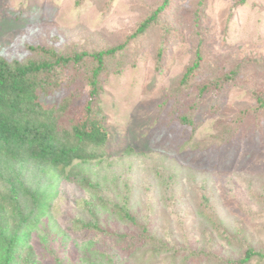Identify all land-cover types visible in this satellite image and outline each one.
I'll list each match as a JSON object with an SVG mask.
<instances>
[{"label": "rangeland", "instance_id": "1", "mask_svg": "<svg viewBox=\"0 0 264 264\" xmlns=\"http://www.w3.org/2000/svg\"><path fill=\"white\" fill-rule=\"evenodd\" d=\"M161 1L0 0V57L25 59L30 53L29 45L91 53L122 43ZM263 6L264 0H246L245 3L175 0L173 8L163 18L172 27L166 32L167 40L163 36L162 16L161 25H153L147 36L129 46L121 74H115L114 67L102 73L101 98L112 134L108 145L111 155L101 166L95 165V174L107 185L115 201L122 203L131 196V214L135 213L137 223L126 217L119 218L101 206H97L100 214H91L88 219L86 206L81 203L93 204L94 195L64 176H56L57 192L47 213L25 234L22 262L26 261L27 248L32 247L36 260L43 264H55L58 255L66 264H111L108 255L114 254L118 264H230L228 238L237 236L229 234L228 229L233 231L234 222L244 218L256 225L258 217L262 216L257 213L260 205L252 201L248 193L250 185L240 192L233 166L222 174L218 166L207 171L184 157L187 153L195 157L197 148L204 152L206 140L225 132L228 122L258 104L252 88L264 90V64L259 69L250 67L248 73L251 74L240 73L235 82L221 88L220 92L213 89L205 92L192 127L185 130L177 122H171L176 110L178 116L187 112L183 103L196 98V88L210 82L214 71L219 69L208 63L205 72H197L180 86L179 79L192 64L198 44L207 51L206 58L213 62L218 56V65L226 68L233 60L256 58L264 62ZM160 46L164 48L162 69L158 67L157 57ZM252 70L258 74H253ZM85 86L84 99L89 90L88 85ZM176 89L178 92L174 95ZM254 130L255 126L250 124L238 134L242 140L237 142L242 149L238 155L241 166H245L242 157L249 152ZM185 131L186 135L194 132V137L182 151L175 144ZM228 144L224 145L228 147ZM251 160L244 167L249 173L264 171V146ZM162 172L169 173L168 181L173 182L175 189L160 186ZM231 183H237L236 192L252 201L248 207L230 195ZM261 186L262 180L254 184L253 189ZM3 188L0 182V192ZM212 188L210 200L201 197ZM171 199L174 202L168 201ZM3 200L4 194L0 193V224L11 214ZM147 206L151 211H144ZM212 210L220 214L225 223L229 221L231 227L220 224L223 229L217 230L219 234L205 217ZM97 215L101 226L113 234H88L83 228L74 227L73 220L78 216L82 223H95ZM142 224L150 226L155 234L142 237L138 244L133 239L124 240L125 234L143 235ZM252 231L255 230L250 228ZM160 241L166 242L168 247L155 249L154 246L155 256H152V244ZM239 255L237 251L234 257ZM16 264H20V260Z\"/></svg>", "mask_w": 264, "mask_h": 264}, {"label": "trees", "instance_id": "2", "mask_svg": "<svg viewBox=\"0 0 264 264\" xmlns=\"http://www.w3.org/2000/svg\"><path fill=\"white\" fill-rule=\"evenodd\" d=\"M174 1L162 0L153 7L150 15L128 34L124 42L116 45L103 47L91 53L62 52L50 46L29 45L30 53L25 59L0 57V182L4 184L0 193L4 194L5 206L11 210L10 218L0 224V264H16L18 260L20 264H43L42 261L36 260L37 255H34L32 247L27 248L26 261L22 262L21 250L27 238L25 234L35 226L42 215L47 213L50 202L56 195L57 187L54 183L56 176H64L66 180L89 190L94 195L93 204L86 205L84 201L81 203L86 206L88 219L91 214L99 213L97 206H101L111 210L112 214H117L119 218L126 217L137 223L135 213L131 214L129 201L131 196L126 197L122 203L115 201L110 197L107 185L101 181L98 174H95L97 171L95 165L101 166V163L111 155L108 145L112 134L102 106L104 85L101 76L111 67H114L115 74H121L125 68L123 57L129 46L147 36L153 30V25L160 24L162 16L163 36L167 40L166 32L172 27L166 20L163 21V18L173 8ZM239 2L245 3L246 0ZM197 16L200 17L198 13ZM157 48L158 67L162 69L164 48L161 46ZM206 53L202 44H198L195 47L192 64L179 79L182 86L197 72H205L208 63L219 67L209 79L210 82H204L196 88L197 99L181 102L187 106V112L179 116L178 110L173 113L171 123L177 122V125L185 130L196 123L200 98L205 92L211 89L220 92L221 88L235 82L234 79L240 73L246 74L250 67L259 69L264 64L259 59L249 58L233 60L226 68L218 65V56L211 62L206 58ZM252 73L258 74L253 70ZM86 84L89 90L88 97L84 99ZM177 92L178 89L174 91V95ZM252 94L258 102L255 107L244 110L233 121L228 122L224 127L225 132L206 140L204 152L197 148L195 157L189 153L184 157L185 160L195 162L207 171L218 166L222 174L230 171L233 166L234 174L240 183V192L248 189L246 185H250L248 193L252 201L260 205V211L257 213L262 216L258 217L256 225L244 218L235 221V226L231 227L229 221L225 223V219L216 211L212 210L206 214V219L211 226L214 225L216 231L223 229L220 224L228 225L233 229V231L228 229L229 234L237 236L236 239L228 238L230 264H264V171L252 175L248 172L249 169L244 168L246 164L252 162L251 157L264 146V90L255 86L252 88ZM250 124L255 126V134L250 141L248 154L242 157L245 164V166L242 164V167L238 158L242 151L240 149L242 140L238 134ZM192 130L195 131V127ZM186 133L187 131L180 135L179 143L175 144L182 151L194 137V132L188 135ZM230 142L231 144H228ZM225 143L229 146H225ZM227 148L230 149L226 150ZM128 151L129 149H126V152ZM168 174L161 173L160 186L175 189L173 182L168 181ZM173 176L174 174H171V177ZM261 180L260 189L254 190V184ZM236 184L231 183L230 195L248 207L252 201L236 192L237 189L234 188ZM213 190L212 188L207 195L206 192L203 193L201 197L210 200ZM168 201L174 202L172 199ZM144 211L151 210L147 206ZM82 222L84 221L78 216L73 220L74 227L83 228L88 234H113L101 226L99 215L95 223ZM140 228L143 235L133 237L125 234L124 240L133 239L134 243L138 244L142 237L152 236L150 226L142 224ZM250 228L255 231L250 232ZM154 246L155 249L168 247L163 241L157 245L153 243L152 256H155ZM237 251L240 255L234 257ZM58 256L55 258V264H66V260ZM108 256L109 263L118 264L115 254L114 257Z\"/></svg>", "mask_w": 264, "mask_h": 264}]
</instances>
